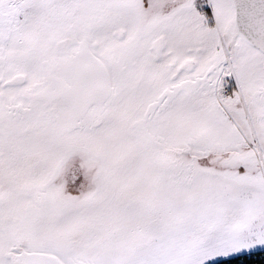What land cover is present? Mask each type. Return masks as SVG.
<instances>
[{
  "label": "snow or ice",
  "instance_id": "obj_1",
  "mask_svg": "<svg viewBox=\"0 0 264 264\" xmlns=\"http://www.w3.org/2000/svg\"><path fill=\"white\" fill-rule=\"evenodd\" d=\"M0 264H264V0H0Z\"/></svg>",
  "mask_w": 264,
  "mask_h": 264
}]
</instances>
